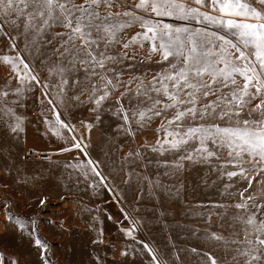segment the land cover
Segmentation results:
<instances>
[{"label":"snow or ice","instance_id":"obj_1","mask_svg":"<svg viewBox=\"0 0 264 264\" xmlns=\"http://www.w3.org/2000/svg\"><path fill=\"white\" fill-rule=\"evenodd\" d=\"M0 68V181L20 196L0 200V215L4 235L34 249L39 264H57L40 221L54 200L96 213L86 221L90 264H108L100 253L114 248L102 216L149 264H264V0H0ZM34 122L61 145L21 154ZM100 127L103 160L92 156ZM121 186L160 217L163 205L183 204L198 221L182 225L185 239L198 246L162 253L137 241ZM103 193L122 220L81 198ZM23 206L38 213L14 211ZM65 224L48 220L71 236ZM0 264L28 261L0 252Z\"/></svg>","mask_w":264,"mask_h":264},{"label":"rangeland","instance_id":"obj_2","mask_svg":"<svg viewBox=\"0 0 264 264\" xmlns=\"http://www.w3.org/2000/svg\"><path fill=\"white\" fill-rule=\"evenodd\" d=\"M173 23H183L180 21H168ZM210 30H215L214 25L208 26ZM7 68H0V80L6 79ZM72 122L77 123L79 120L87 118L85 112H75L72 114ZM158 123V122H157ZM223 123V122H221ZM77 127L79 124L77 123ZM155 127V125H153ZM39 129V130H38ZM43 133V126L36 124L29 125L27 128V141L20 146L21 154L23 151L33 149L35 151H54L61 145L62 142L54 141L53 137L51 142L48 136L41 135ZM107 133L103 127L93 130L91 135L92 142V156L95 159L103 160L105 153L108 152ZM152 139L150 135L148 137ZM54 141V142H53ZM55 145V146H53ZM68 154L53 156L54 160L64 161L70 159ZM47 167V164L44 165ZM111 167V165H109ZM3 175V173H0ZM3 181H0V200L7 197L9 200H20L18 193L12 187H4ZM121 195L127 210L131 212L138 220L140 228L135 233L137 241H144L150 246L159 249L163 252H172L175 249L173 245L178 247L186 246L185 237L188 232L182 225L191 224L195 226L198 221L192 217L185 215V206L180 203H170L163 205L167 209L168 215L160 217L159 210L153 201L145 200L141 202L137 208L135 204V190L134 188H127L121 186ZM89 206L99 205L107 213H110L115 220H122L119 207L115 203L105 204L109 200L107 193H103L100 197H93L92 200L88 196L81 197ZM195 200L201 199L200 196L193 198ZM82 205L69 201L67 203H59L58 201L50 202V206L43 213L40 214V221L42 225L41 235L45 236L49 241L55 252L54 259L57 264H90L91 257L89 255L92 250V245L89 244V239L92 233L87 228L86 221L90 215L96 213H84L83 217L76 211L82 209ZM14 211L22 214L36 215L38 209L27 206L15 208ZM62 214V215H59ZM103 219V228L105 230V237L114 246V248H105L101 255L107 258L108 264H149V257L140 251V245L134 242L131 238L125 237L118 229V225L112 221L101 217ZM64 220L66 221L65 227L71 225L72 235L69 236L56 234L57 229H53L48 225V220ZM4 216L0 215V252L6 256L20 258L22 261H28V264H39V259L34 249L27 244H19L16 239L4 235ZM129 222H124L123 227H128ZM130 246L138 249L136 253L130 254L128 257H121L119 252L124 249H129ZM191 264V260H190Z\"/></svg>","mask_w":264,"mask_h":264},{"label":"bare ground","instance_id":"obj_3","mask_svg":"<svg viewBox=\"0 0 264 264\" xmlns=\"http://www.w3.org/2000/svg\"><path fill=\"white\" fill-rule=\"evenodd\" d=\"M185 239V238H184ZM186 246H192V247H196L198 246V242L195 240H187L186 239Z\"/></svg>","mask_w":264,"mask_h":264},{"label":"crops","instance_id":"obj_4","mask_svg":"<svg viewBox=\"0 0 264 264\" xmlns=\"http://www.w3.org/2000/svg\"><path fill=\"white\" fill-rule=\"evenodd\" d=\"M40 134L42 135V133H40ZM53 139H55L54 141H56V138H55V137H53ZM54 141H53V142H54ZM53 146H55V145H53Z\"/></svg>","mask_w":264,"mask_h":264}]
</instances>
